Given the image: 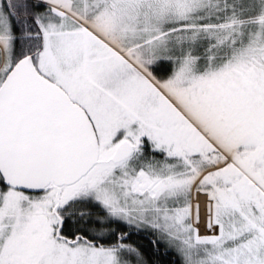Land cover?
I'll use <instances>...</instances> for the list:
<instances>
[{
  "label": "snow or ice",
  "instance_id": "snow-or-ice-1",
  "mask_svg": "<svg viewBox=\"0 0 264 264\" xmlns=\"http://www.w3.org/2000/svg\"><path fill=\"white\" fill-rule=\"evenodd\" d=\"M0 264H264V0H0Z\"/></svg>",
  "mask_w": 264,
  "mask_h": 264
}]
</instances>
